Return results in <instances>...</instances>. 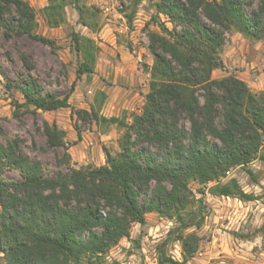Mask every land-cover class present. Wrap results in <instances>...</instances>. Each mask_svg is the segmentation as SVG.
I'll return each mask as SVG.
<instances>
[{
	"label": "trees",
	"instance_id": "trees-1",
	"mask_svg": "<svg viewBox=\"0 0 264 264\" xmlns=\"http://www.w3.org/2000/svg\"><path fill=\"white\" fill-rule=\"evenodd\" d=\"M49 1L43 12L49 26L57 27L65 22L67 1ZM153 7L151 19L160 33L150 34L153 62L140 113H132L130 123L125 115H102L106 94L101 90L96 106L76 110L80 120L98 128L124 129L115 155L103 146V165L67 166L65 172L48 176L39 160L23 152L20 138L0 142V172L10 166L21 175H0L3 264H97L130 237L134 224L144 225L151 212L174 221L156 244V264H188L201 241L188 230L202 226L206 194L254 199L236 178L222 179L231 169L264 161V92H253L231 74L213 78L212 72L224 68L220 53L225 33L264 39V0L255 6L252 0H158ZM36 27L35 10L26 0H0L5 38L24 36L53 46L35 33ZM72 41L79 58L76 78L93 74L99 46L78 33ZM20 59L31 69L27 54L20 53ZM15 88L22 96L13 102L18 117L20 108L35 115L69 107L74 83L62 95L44 92L32 76L16 82ZM42 132L50 148L64 145L65 131L56 123L43 120ZM64 157L68 162L70 155L65 152ZM191 182L201 185L198 195ZM175 242L180 258L169 252Z\"/></svg>",
	"mask_w": 264,
	"mask_h": 264
},
{
	"label": "rangeland",
	"instance_id": "rangeland-1",
	"mask_svg": "<svg viewBox=\"0 0 264 264\" xmlns=\"http://www.w3.org/2000/svg\"><path fill=\"white\" fill-rule=\"evenodd\" d=\"M26 1L36 13L35 33L50 39L53 46L24 36L5 38L0 32V142L20 138L23 152L39 160L48 176L65 172L67 166L103 165L105 161L103 164L74 161L67 151L72 142L66 135L62 147L50 148L42 132V121L58 124L57 120H61L59 124L70 125L73 131L80 133L92 129L95 123L80 120L76 110H89L92 104L96 106L99 90L110 96V108L118 116L125 115L128 123L132 113H140L153 62L150 34L160 33L151 19L155 12L153 4L158 0H77L75 4L74 0H66L65 22L57 27L49 26L43 12L49 0ZM252 1L255 6L258 0ZM160 21L172 27L165 17L161 16ZM95 24L98 25L93 27ZM74 33L91 38L99 46L95 71L89 76L76 78L79 58L72 41ZM224 36L225 44L220 53L224 68L214 70L212 77L231 74L244 80L253 92H264V39L251 40L234 31ZM20 53L30 57L31 69L24 66ZM30 76L37 79L44 92L61 95L74 83L68 100L70 106L38 111L35 115L20 108L19 116L15 117L13 102L22 101L15 84ZM98 130L110 136L102 147L115 155L119 150L117 139L124 129L111 125ZM65 152L70 155L68 162ZM0 175L21 179L20 171L10 166H5ZM231 177L236 178L242 190L252 194L254 199L245 201L206 194L203 224L199 229L188 230L201 237L199 250L188 264H264V161L254 160L245 167L231 169L222 182ZM190 187L198 195L196 190L201 185L191 182ZM145 218L144 225L134 224L130 237L121 239L97 264H156V244L174 226V221L156 212L147 213ZM169 252L175 258L181 257L176 242L170 244ZM0 264H3L1 252Z\"/></svg>",
	"mask_w": 264,
	"mask_h": 264
},
{
	"label": "crops",
	"instance_id": "crops-1",
	"mask_svg": "<svg viewBox=\"0 0 264 264\" xmlns=\"http://www.w3.org/2000/svg\"><path fill=\"white\" fill-rule=\"evenodd\" d=\"M105 94L106 98L103 102L100 113L106 117L118 116V114L115 113L112 108H110V96L107 93ZM133 108L134 106H132V109ZM57 123L58 127L65 131L66 138L72 142L67 151L72 156L74 161L77 163H87L93 161L96 163L98 162V164L104 163L105 157L102 149V143L107 144L108 139H110L109 135L106 133H101L94 124L92 129L82 131L80 133V138H78L77 132L73 131L70 125L59 124L62 123L61 120H57ZM95 154L97 157H95Z\"/></svg>",
	"mask_w": 264,
	"mask_h": 264
}]
</instances>
